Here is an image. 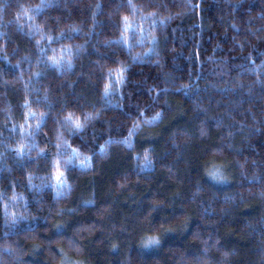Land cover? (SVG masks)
Returning a JSON list of instances; mask_svg holds the SVG:
<instances>
[{"label": "trees", "instance_id": "trees-1", "mask_svg": "<svg viewBox=\"0 0 264 264\" xmlns=\"http://www.w3.org/2000/svg\"><path fill=\"white\" fill-rule=\"evenodd\" d=\"M64 259L264 264V0H0V264Z\"/></svg>", "mask_w": 264, "mask_h": 264}, {"label": "snow or ice", "instance_id": "snow-or-ice-1", "mask_svg": "<svg viewBox=\"0 0 264 264\" xmlns=\"http://www.w3.org/2000/svg\"><path fill=\"white\" fill-rule=\"evenodd\" d=\"M124 21H125V30L131 28V24L128 23L127 17L124 18ZM125 43H127V40H125ZM105 93L107 94V88L105 89ZM67 119H68V121L72 122L78 130L82 129V125L80 124L79 120L77 119V120L73 121L71 114L68 116ZM85 119H87V117H85ZM62 175L63 174L61 173L57 177V180H59ZM211 178L217 182H223L226 179L225 177H223L222 175H219L218 173H212ZM159 243H160L159 239L153 238V239H150L148 241V246L158 245Z\"/></svg>", "mask_w": 264, "mask_h": 264}, {"label": "rangeland", "instance_id": "rangeland-1", "mask_svg": "<svg viewBox=\"0 0 264 264\" xmlns=\"http://www.w3.org/2000/svg\"><path fill=\"white\" fill-rule=\"evenodd\" d=\"M63 262H62V264H71L70 262H69V260H67V259H64V260H62Z\"/></svg>", "mask_w": 264, "mask_h": 264}]
</instances>
